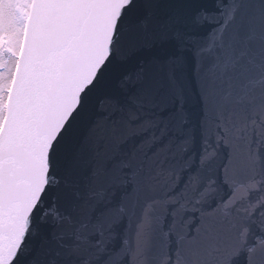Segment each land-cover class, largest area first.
Here are the masks:
<instances>
[{
    "label": "snow or ice",
    "instance_id": "1",
    "mask_svg": "<svg viewBox=\"0 0 264 264\" xmlns=\"http://www.w3.org/2000/svg\"><path fill=\"white\" fill-rule=\"evenodd\" d=\"M0 264H264V0H0Z\"/></svg>",
    "mask_w": 264,
    "mask_h": 264
}]
</instances>
